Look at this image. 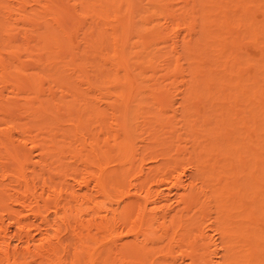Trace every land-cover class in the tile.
Returning <instances> with one entry per match:
<instances>
[{"label":"bare ground","instance_id":"obj_1","mask_svg":"<svg viewBox=\"0 0 264 264\" xmlns=\"http://www.w3.org/2000/svg\"><path fill=\"white\" fill-rule=\"evenodd\" d=\"M0 264H264V0H0Z\"/></svg>","mask_w":264,"mask_h":264},{"label":"rangeland","instance_id":"obj_2","mask_svg":"<svg viewBox=\"0 0 264 264\" xmlns=\"http://www.w3.org/2000/svg\"><path fill=\"white\" fill-rule=\"evenodd\" d=\"M18 27L20 28V25H19ZM22 28H23V27H22ZM29 28L32 29V27H29ZM20 29H21V28H20ZM19 37H21V36H19ZM17 40H18V39H17ZM18 42H20V41L18 40ZM24 57H26V59H29V58H30L29 56L27 57V56H25V55H24ZM26 59H25V60H26ZM58 91H59V89H58ZM57 94L59 95V93H57ZM24 121H26V120H24ZM36 132H37V131H36ZM36 132H34V134H36ZM15 137H16V134H15ZM16 138H17V137H16ZM36 154L38 155V152H37V151H34L33 156L36 157V156H37ZM35 157H33V158H34V161L37 160V157H36V158H35ZM66 180H67V179H66ZM68 183H69V186H71V187L73 186L74 189H75L76 191L78 190V189H77L78 186L76 187L75 184H74L72 181H69ZM71 183H72L73 185H71ZM11 208L15 209V207H11ZM16 209L19 210L20 208H16ZM32 222H33V221H32ZM5 224H7V223L5 222ZM13 230H14V229H13L12 227L9 228V234H10V236H12V234L14 233ZM210 234H211V233H210ZM211 235H213V234H211Z\"/></svg>","mask_w":264,"mask_h":264}]
</instances>
